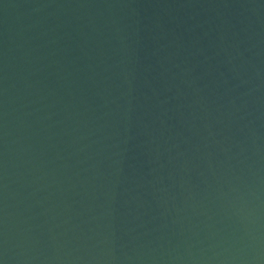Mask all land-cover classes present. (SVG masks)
<instances>
[{"label":"water","instance_id":"1","mask_svg":"<svg viewBox=\"0 0 264 264\" xmlns=\"http://www.w3.org/2000/svg\"><path fill=\"white\" fill-rule=\"evenodd\" d=\"M0 264H264V0H0Z\"/></svg>","mask_w":264,"mask_h":264}]
</instances>
